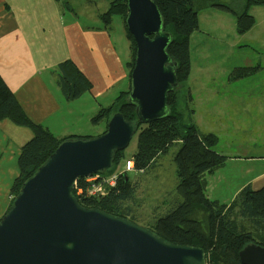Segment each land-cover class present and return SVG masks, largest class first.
<instances>
[{
	"label": "water",
	"instance_id": "95a60500",
	"mask_svg": "<svg viewBox=\"0 0 264 264\" xmlns=\"http://www.w3.org/2000/svg\"><path fill=\"white\" fill-rule=\"evenodd\" d=\"M125 22L136 42L125 100L136 120L115 112L95 136L68 137L22 185L0 219V264H207L206 251L168 242L147 226L82 205L77 181L113 167L139 123L171 113L170 93L179 86L173 34L154 0H127ZM242 264H264V245L248 243Z\"/></svg>",
	"mask_w": 264,
	"mask_h": 264
},
{
	"label": "crops",
	"instance_id": "0c3cea01",
	"mask_svg": "<svg viewBox=\"0 0 264 264\" xmlns=\"http://www.w3.org/2000/svg\"><path fill=\"white\" fill-rule=\"evenodd\" d=\"M77 1L81 3L76 11ZM87 1L0 0V75L19 102L26 101L39 108L43 105L40 100L42 95L58 101L60 107H54L49 112L50 121H42L48 129L59 127L61 122L64 125L63 119L69 115L68 112L62 113L64 106L57 90L56 75L60 63L73 61L91 83L89 90L93 97L82 99L79 121L86 110L95 113L109 107L118 94L129 87L128 62L131 58L128 55L131 53L127 48V59L121 56L112 36V23L107 26L99 16L108 8L109 2L99 8L100 0ZM261 5L252 6L250 11ZM81 11L91 16L95 24L82 22L79 18ZM252 15L256 18L255 24L248 31L240 33L250 38L264 31V22ZM233 22L236 25L235 18ZM245 46L246 63L237 68L249 67L251 72L250 67H257L254 71L231 80L230 76H226L229 70L224 69L223 80L216 86L217 91L210 84L204 87L197 84L198 88L195 89L196 93L201 92L200 96L208 97L207 102L215 99L217 94L216 115L207 112L203 126L199 128L201 133L212 132L217 136L214 148L225 156L219 168L203 175L207 195L212 198L211 189L218 187L214 195L222 203H230L246 186L254 190L264 187V52L250 43ZM209 60L207 56L204 64L201 63L202 79H210V75H207ZM92 116H88L89 122ZM71 118L72 121L76 120L73 114ZM78 129L70 123L63 128V135H92ZM13 130L21 129L14 126ZM104 130L102 128L99 133ZM29 136L31 133L14 140L7 132L0 130V158L5 155L4 164L0 163V219L10 207L12 181L19 175V169L10 167L12 152L18 155L19 162L21 148Z\"/></svg>",
	"mask_w": 264,
	"mask_h": 264
},
{
	"label": "trees",
	"instance_id": "16d2710c",
	"mask_svg": "<svg viewBox=\"0 0 264 264\" xmlns=\"http://www.w3.org/2000/svg\"><path fill=\"white\" fill-rule=\"evenodd\" d=\"M154 1L163 14L165 30L171 32L174 37L169 52L178 61L179 86L170 93L168 104L171 113L168 116L151 123H139L136 132L138 145L133 160L137 170L146 172L176 141L182 140L175 157L179 178L176 190L181 200L179 199L177 205L166 215L158 217L149 228L168 242L204 248L207 264H242L239 252L244 246L252 242L264 245V187L254 190L246 186L230 203L213 200L207 195L203 175L219 168L224 163L225 156L214 148L217 136L212 132L201 133L192 121L194 109L189 105H192L193 97L188 86L184 85L192 67L190 39L193 32L199 28L196 0ZM108 2V8L99 15L104 24L109 26L108 23H112L115 16L125 21L128 14L127 0ZM261 4H264V0H245L243 11L236 14L239 33L248 31L255 24L256 19L249 13V9ZM220 6L235 11L225 3H221ZM127 36L131 41L132 54L128 62L130 81L136 42L128 29ZM256 68L250 67L251 72ZM251 72L249 67L236 68L230 73V78L234 80ZM57 78L59 87L70 98L74 94L80 96L91 88V83L70 60L59 64ZM129 89L128 87L127 90L121 91L109 107L101 108L98 114L92 116V122L99 123L104 118L108 122L110 116L118 111L128 120H136L135 106L125 100ZM5 118L12 119L18 125L29 126L34 133L21 148L19 175L11 189L13 202L23 183L48 159L62 140L81 135H68L58 139L44 126L34 123L25 114L16 96L0 75V120ZM125 150L116 153L113 167L110 171L104 172L105 174L118 168L124 159ZM131 180L130 175L121 174L115 188L110 186L105 195L94 196L89 195L88 191L94 189L96 182L87 181L83 177L78 180L74 194L84 206L99 208L135 221L130 209L125 205V201L132 197L135 190ZM197 211H205L208 214L207 228L196 218Z\"/></svg>",
	"mask_w": 264,
	"mask_h": 264
},
{
	"label": "rangeland",
	"instance_id": "374dc122",
	"mask_svg": "<svg viewBox=\"0 0 264 264\" xmlns=\"http://www.w3.org/2000/svg\"><path fill=\"white\" fill-rule=\"evenodd\" d=\"M106 2H108V0H100V4L98 5V7L102 8L103 4ZM244 2L245 0H196L199 28L195 32H193L190 39L191 59L193 64L195 65L191 67L189 78L186 82H184V85L188 86L190 95L193 97L192 105L190 104L191 106L189 105V107L194 109V113L192 114V121L197 125L198 129L203 126L204 118L206 117L207 112L209 114L213 113L214 115H216L218 111V99L217 94H215V99H211L210 102H207V96H200L201 92L200 94L195 92L197 84H199L198 87H200L202 84V87H204L205 84L213 85L215 91H217L216 86L223 80L224 69L229 70V73L226 74V76L229 77L230 73L233 72L237 67L241 65L243 66L244 63H246L244 60V56L246 54V43H250L252 47L257 48L260 52H264V31L259 34L257 33L254 35V37L250 38L238 33L236 30V14L243 11ZM79 3L81 2L77 1L75 9L76 11ZM221 3H225L228 6H231L233 9H235V11L233 12L224 7H221ZM249 13L255 14L259 17L260 20L264 22V5L255 6L251 9V11L249 9ZM79 16L81 21L86 24H95L96 22L91 16L86 15L83 11L80 12ZM234 18L236 25L233 22ZM121 19L119 18V16L114 17L111 26V32L121 56L124 59H127L126 49L128 48L130 54L131 41L127 36L126 22L124 21V19L122 22ZM108 24L111 25L110 22ZM250 52L251 51H249L248 53ZM131 55H128V58H131ZM207 56L210 57V64L208 65L210 66V69L209 74L206 71L205 72L207 73V75H210V79L208 77L202 79L200 75L201 63L204 64V60L207 58ZM241 58L242 61H239ZM5 84L7 85L6 82ZM182 86L183 82H181L180 87ZM55 87H57L56 84ZM59 88L57 87V90L59 93V97L62 100L61 103H63L64 106L62 113L68 112L69 115L66 116V119H63L64 125L61 122L59 127H50L49 129L51 131L43 124L42 121H45L46 119L50 121L48 119V117H50L49 112H51L54 107H60L58 101H53L50 97L46 98V96L42 95L40 97V100L43 101V105H41L39 108H36L31 103H28L26 101L19 102V100H17L23 108L25 114L34 123L44 126L58 139L64 138L63 128H65V126H68L70 123L79 128L77 131L86 134H92L81 136H95L101 134L99 132L102 131V128L106 127L107 119L104 118L102 122L99 123H93L92 120L91 122L88 121V116H94L98 114L100 109L95 113H90L86 110V113L82 115L81 121H79V117L82 114L81 109L83 108L81 106V101L82 99L89 100L92 96V94H90L91 91L86 90L85 92H83L82 96H76L74 94L70 98L68 97L67 93ZM120 94L121 92L118 94V96ZM94 104H97L96 100L94 101ZM24 108L26 109V111ZM72 114L76 117V120L74 121H72L71 118ZM14 126L17 128L19 127L21 130H13ZM0 130L7 132L12 139L15 138L14 140L21 136H28L31 133V136H29L27 140L25 139L26 141L24 140L25 142L23 144L30 140L34 134L33 130L29 126L18 125L9 118L0 120ZM12 130L13 134L15 135L14 138L12 137ZM137 143L138 134L134 135L132 140L130 141L128 147L124 152V159L120 162L118 168H115V170H112V172L109 174H105L104 172L99 173V176L94 178L96 180V183L98 184L96 193L109 189L110 186H112V188H115L118 184V177L121 174H127L128 176L130 175L132 179L131 182H133L132 184L133 187H135V190L132 197L129 200L125 201V205L130 209L131 216L135 218L134 220L136 223L150 227V225H154L158 217L166 215L167 212H169L177 205L176 202L178 203L179 199L181 200V197L178 195L176 190L179 178L175 157L177 151L181 146L182 140L176 141L172 145L170 150L166 154L162 155L158 159L157 163L146 172H140V170H137L135 168L133 156L135 151L137 150ZM12 154L13 156L11 158L10 167L13 169H19L16 164V161L18 162V155L14 154L13 152ZM4 156L0 158L1 165L4 164ZM12 183L14 182L12 181ZM217 192L218 187L217 189H211L213 200L217 199L214 195ZM11 202L12 201H10V206L12 204ZM195 216L196 218L200 219L201 222L204 223L205 228H207L208 214L205 211H197Z\"/></svg>",
	"mask_w": 264,
	"mask_h": 264
},
{
	"label": "built area",
	"instance_id": "2783aa9c",
	"mask_svg": "<svg viewBox=\"0 0 264 264\" xmlns=\"http://www.w3.org/2000/svg\"><path fill=\"white\" fill-rule=\"evenodd\" d=\"M92 175H94V176H92ZM92 175L86 176L85 178L87 179V181H94V182H96V180L94 178L98 177L99 176V173L92 174ZM77 184H78V181H77ZM77 184L75 185V189L77 188ZM97 188H98V184L96 183L94 189L88 191L89 195L98 196V195H105L107 193V189L106 190H103V191H101L99 193H96ZM80 191H82V189Z\"/></svg>",
	"mask_w": 264,
	"mask_h": 264
}]
</instances>
